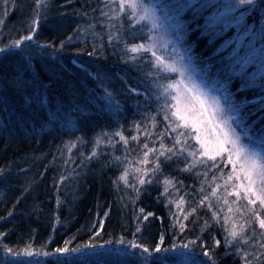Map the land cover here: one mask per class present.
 <instances>
[{"label":"trees","instance_id":"1","mask_svg":"<svg viewBox=\"0 0 264 264\" xmlns=\"http://www.w3.org/2000/svg\"><path fill=\"white\" fill-rule=\"evenodd\" d=\"M104 2L48 0V7L39 10V26L33 40L25 41L22 49L0 53V170H3L0 233L5 234L0 238V264H28L33 259L55 264V256L15 257L6 254L4 246L23 250L28 244L35 249L46 245L45 250L53 251L65 246V241H70L69 247L102 246L84 249L83 257L72 254L78 258L77 264H139V250H131L137 253L135 256L118 253L130 240L151 247L163 233L164 246L168 247L173 242L186 243L201 236L203 220L197 225L184 221L189 229L184 233L172 227L173 217L165 207L164 198L160 197L163 189L156 183L146 185L139 199L123 184L118 188L113 183L121 171L113 157L122 156L124 152L122 142L114 133L135 134L133 122L140 121L146 110L154 112L157 105L149 101L150 108L145 109V96L129 91L137 88L144 93L150 86V80L144 75L148 66L141 64L137 68L124 63V45L115 40L109 43L108 22L100 14ZM163 2L174 3L175 0ZM35 11V0H8L7 8L0 0V19L5 20L0 28V47L31 33ZM243 11L244 22L258 30L264 13ZM194 15L196 22H193ZM207 15V12L196 15L189 9L183 13V18L196 29L189 36L196 53L211 58L214 65L220 67L222 58L223 63H228L227 57L237 37L243 33L228 27L219 35H201L202 29L197 23L203 25ZM90 24L95 28H88ZM127 25L125 19L130 42L133 31L138 37L146 32L139 26L129 30ZM256 46L259 47V42ZM255 71L254 65L248 66L249 75ZM240 83L239 77H233L230 85L238 100H259V89L237 91ZM105 88L119 101V111L102 98ZM249 107H258V104ZM51 112L57 113L53 123L47 122ZM251 120H256L259 128L264 114L257 112ZM105 132L111 136L110 144L102 136ZM98 136L104 141L97 149L98 155L86 160ZM77 137L84 142H77ZM70 142H77L71 153L66 147ZM171 171L172 168H165V172ZM62 177L66 179L62 181ZM180 178L185 179L187 185L193 184L186 176ZM186 199L191 200L192 196ZM171 211H176L174 206ZM149 212L154 215L144 220ZM200 216L204 217L205 213L201 211ZM137 226L141 228L138 233ZM213 235L222 239L215 228L201 238L211 246ZM122 236L124 245L117 243ZM109 241L111 243H106ZM200 243L197 241L192 255L206 264L207 257L202 255ZM213 258L217 264H241L239 257L225 255L223 247L214 251ZM175 259L170 256V260Z\"/></svg>","mask_w":264,"mask_h":264},{"label":"snow or ice","instance_id":"2","mask_svg":"<svg viewBox=\"0 0 264 264\" xmlns=\"http://www.w3.org/2000/svg\"><path fill=\"white\" fill-rule=\"evenodd\" d=\"M3 3L7 8L8 0ZM35 5L31 33L0 47V53L22 49L25 41L33 40L39 26V10L48 7V0H35ZM189 9L196 15L208 13L203 25L197 23L202 29L201 35H219L228 27L243 33L237 37L235 47L227 57L228 63H223L222 58V66L216 67L211 58L196 53L194 42L189 39L196 29L183 18V13ZM243 10L264 13V0H175L174 3L105 0L100 14L108 22L109 43L115 40L124 45V63L137 68L141 64L148 66L144 75L150 80V86L144 93L137 88L129 91L145 96V109L150 108L149 101L157 105L154 112L146 110L140 121L133 122L135 134L114 133L122 142L124 152L122 156L113 157V162L121 169L113 183L118 188L123 184L125 189H131L136 199L146 185L156 183L162 187L160 197L164 198L165 207L173 217L172 227L181 233L189 230L184 221L197 225L203 220L201 236L194 240L180 244L173 242L165 247V235L161 233L159 241L151 247L137 243L135 239L128 241L126 247L118 250L119 255L135 256L137 253L131 250H139V264H205L192 255L197 241H201L199 247L202 255L207 257L206 264H217L213 253L221 247L225 249V255L239 257L241 264H264V120L259 128L257 121L251 120L257 112L264 114V17L260 28L254 30L244 22ZM125 19L127 29L135 30L139 26L141 31L146 29L144 35L138 37L133 31L130 42ZM193 22H196L195 15ZM4 23L5 20L0 19V28ZM88 28H95V25L90 24ZM63 46L62 42L61 48ZM249 65L256 68L251 75L248 74ZM233 77L241 80L237 91L259 89V100H238L230 88ZM102 98L119 111V101L107 88ZM257 104L258 107H249ZM56 117L57 113L51 112L47 122L53 123ZM102 136L111 143L108 133ZM77 142L84 141L77 137ZM77 142L66 145L69 153L77 147ZM103 142L98 136L85 159L96 157ZM166 167L172 171L165 172ZM181 176L192 179L193 184L187 185ZM190 195L192 199H186ZM59 203L58 200V206ZM172 206L175 212L171 211ZM201 211L205 213L204 217L200 216ZM140 213H144L143 208ZM153 215L149 212L143 218L147 220ZM213 228L222 239L213 235L209 246L201 237ZM140 231L137 226L136 232ZM4 235L0 233V238ZM69 243L65 241V246L53 251L45 250L46 245L35 249L31 244L25 245L23 250L5 245L4 251L15 257L55 256V264H77L78 258L72 254L83 257L84 249L102 247L96 244L69 247ZM117 243L124 245V237ZM170 256L176 259L172 261ZM28 264L49 262L33 259Z\"/></svg>","mask_w":264,"mask_h":264}]
</instances>
